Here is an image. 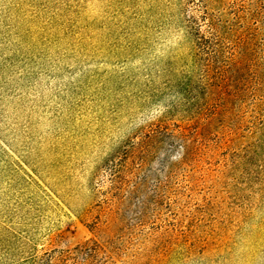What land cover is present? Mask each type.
I'll list each match as a JSON object with an SVG mask.
<instances>
[{
    "label": "trees",
    "instance_id": "trees-1",
    "mask_svg": "<svg viewBox=\"0 0 264 264\" xmlns=\"http://www.w3.org/2000/svg\"><path fill=\"white\" fill-rule=\"evenodd\" d=\"M177 16L191 62L152 77L174 91L72 190L55 173L68 142L96 124L95 0H0V154H23L15 171L90 235L13 264L254 263L264 242V0H179ZM38 191L21 207H37ZM27 218L0 209L36 244L38 231L21 230Z\"/></svg>",
    "mask_w": 264,
    "mask_h": 264
},
{
    "label": "rangeland",
    "instance_id": "rangeland-1",
    "mask_svg": "<svg viewBox=\"0 0 264 264\" xmlns=\"http://www.w3.org/2000/svg\"><path fill=\"white\" fill-rule=\"evenodd\" d=\"M178 9L179 0H95L98 28L90 73L95 88L91 117H96V124L83 129L78 141L68 142L70 149L61 155L63 161L55 173L56 185L72 190L85 185V178L112 145L155 115L161 106L154 102L164 105V98L174 91L165 80L152 77H171L191 62V41L178 32ZM140 110L146 112L140 116L136 114ZM24 157L0 154V209L11 216L20 211L29 219L21 230H36L41 238L36 244L27 241L14 233L17 226L0 220V264H13L45 250L71 248L90 238L64 203L48 191H38L35 184L28 185L29 178L15 171L17 163L26 161ZM54 157L46 155L43 165L47 167ZM35 191L39 192L37 207L30 211L21 207L32 203L28 199ZM86 195L83 191L79 198L85 200ZM254 256L253 264H264V242Z\"/></svg>",
    "mask_w": 264,
    "mask_h": 264
}]
</instances>
